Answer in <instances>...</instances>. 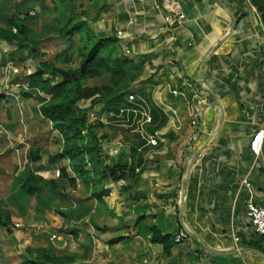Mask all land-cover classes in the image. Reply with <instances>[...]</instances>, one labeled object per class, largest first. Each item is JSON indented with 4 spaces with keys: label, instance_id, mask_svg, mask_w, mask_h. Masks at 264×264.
Returning <instances> with one entry per match:
<instances>
[{
    "label": "crops",
    "instance_id": "0c3cea01",
    "mask_svg": "<svg viewBox=\"0 0 264 264\" xmlns=\"http://www.w3.org/2000/svg\"><path fill=\"white\" fill-rule=\"evenodd\" d=\"M48 1L32 11L37 19L30 25L41 35L35 42L17 46L0 38V128L22 151L23 159L12 154L15 176L29 171L51 180L67 165L53 159L63 149V137L41 112L51 95L30 87L27 76L59 54L73 59L65 62L62 56L56 67L78 69L82 37L77 33L70 40L47 32L55 17L58 22ZM167 1L187 15L184 23L165 22ZM96 2L79 9L89 13V29L99 37H114L119 55L132 63L137 76L130 94L135 99L129 94L116 104L80 103L89 121L99 125L109 163L134 167V172L111 183L105 203L87 194L80 180L77 187L67 184L65 200L50 185L30 195L31 233H43L38 236H46L57 255L75 253L76 264H264V236L254 232L247 216L249 201L264 206V143L259 154L251 149L254 133L264 128L259 11L250 0H109L106 7L104 0ZM232 15L237 24L228 34ZM111 77L105 72L88 85L108 84ZM175 89L180 90L177 96ZM22 128L29 129V138L21 136ZM152 138L157 144L150 143ZM31 150L41 158H29ZM153 228L181 235L183 241L175 240L167 253L163 243L152 240ZM70 229L76 234L65 233Z\"/></svg>",
    "mask_w": 264,
    "mask_h": 264
},
{
    "label": "trees",
    "instance_id": "16d2710c",
    "mask_svg": "<svg viewBox=\"0 0 264 264\" xmlns=\"http://www.w3.org/2000/svg\"><path fill=\"white\" fill-rule=\"evenodd\" d=\"M2 1L0 38L17 46L35 42L41 35L30 25L37 19L32 11L37 4H46L47 0H27V5L22 3L17 5L15 0ZM60 1L62 4H58V7H49L50 13L53 11L58 13V22L56 24L55 17V22L49 24L47 32L60 33L70 40L77 33L81 35L82 43L77 53L81 58L79 68L56 67L55 61L60 60L62 56L65 62L73 59V55L59 54L51 61L42 62L41 69L32 72L27 78L30 87L39 88L51 95V100L41 106V112L51 120L53 128L59 130L63 137V149L53 155V159L67 161V165L62 166L58 179L46 180L41 174L25 171L18 180L22 182V188L28 196L41 194L46 186L50 185L57 190L60 200L66 199L64 190L67 184L77 187V182L80 180L87 194L105 203L104 196L111 193V183L127 179L134 172V167L127 168L124 164L109 163L110 153L102 147L99 125L89 121V111L80 102L84 99H92V104L121 103L132 92L131 81L137 75L132 69L130 60L119 55L114 37H99L89 29L85 21L89 13L85 9H79V0ZM108 1L104 0V7L109 4ZM250 1L259 11L264 24V0ZM5 2L14 9L12 16H6L4 13ZM90 2L97 5L96 0ZM105 72L112 75L108 84L88 85L90 79L102 76ZM21 93L29 97L27 92ZM2 97L3 95L0 94V99ZM33 152L34 150L30 151L29 158H41L40 154L32 156ZM35 152L39 153L40 150L37 149ZM10 220L11 216L0 210V225L9 227ZM65 233L76 234L73 229ZM152 234V240L163 243L165 251L170 253L176 237L162 234L156 228L152 229ZM58 256L60 255L51 248L35 251L30 247L25 264H76L75 253L68 252L65 254L66 258L61 259L63 261H58L60 259Z\"/></svg>",
    "mask_w": 264,
    "mask_h": 264
},
{
    "label": "rangeland",
    "instance_id": "374dc122",
    "mask_svg": "<svg viewBox=\"0 0 264 264\" xmlns=\"http://www.w3.org/2000/svg\"><path fill=\"white\" fill-rule=\"evenodd\" d=\"M51 1H48V5L53 8L58 7V4L61 3L60 0H53V3ZM85 4L89 7L90 0L79 1V8ZM10 8V4L5 2L4 13L6 16H12L13 9L10 10ZM90 9L92 10V8ZM52 45L48 46L50 51H53ZM27 130L29 131L27 128H22L21 131L25 132L21 133V136L25 135L26 137ZM12 141L15 139L13 138ZM10 142V135L0 128V210L11 216L9 227L0 225V264H25L30 247L34 248L35 251L51 247H49L50 242H46V236H38L39 234L44 235L43 233H31L33 226L28 223L29 196L23 190L21 182L18 180L19 177L15 176L17 163L12 156L13 153H17L23 159L22 151L17 152L15 146ZM29 240L33 246L29 245ZM58 257L60 258L58 261H63L61 259L66 258L65 255Z\"/></svg>",
    "mask_w": 264,
    "mask_h": 264
},
{
    "label": "built area",
    "instance_id": "2783aa9c",
    "mask_svg": "<svg viewBox=\"0 0 264 264\" xmlns=\"http://www.w3.org/2000/svg\"><path fill=\"white\" fill-rule=\"evenodd\" d=\"M167 11L165 12V22L169 24H182L187 19V15L180 9L179 5L173 1H167L165 4ZM118 36H123V31H117ZM129 53L130 50L128 49ZM180 93L179 89H175L173 94L177 96ZM195 99H201L200 93L194 94ZM129 99L132 101L135 99L133 94L129 95ZM193 126H197L198 119L194 117ZM151 144H157L156 138L150 139ZM264 143V128H259L253 135L251 140V149L255 154H259L262 150ZM247 216L251 222L254 232L257 235L264 236V206L259 205L253 201L247 203ZM56 237V234L53 235V239ZM176 242L180 243L183 241V236L177 235Z\"/></svg>",
    "mask_w": 264,
    "mask_h": 264
},
{
    "label": "water",
    "instance_id": "95a60500",
    "mask_svg": "<svg viewBox=\"0 0 264 264\" xmlns=\"http://www.w3.org/2000/svg\"><path fill=\"white\" fill-rule=\"evenodd\" d=\"M232 22H233V24H232V26H231V29H230V32L228 33V34H230V33H232L233 31H234V29H235V26H236V24H237V21H236V19H235V17H234V15H232ZM213 95H214V93L213 92H211ZM204 148H205V146H203L193 157H192V159H191V161H190V163H189V166H187V168H186V171H185V173H186V175H185V177H187V175L189 174V169H190V167L197 161V159L199 158V156L201 155V153H202V151L204 150ZM185 203H186V198H185V195H183V198H182V200H181V207H180V209H181V212H183L184 210H185ZM188 232H189V230H187Z\"/></svg>",
    "mask_w": 264,
    "mask_h": 264
}]
</instances>
